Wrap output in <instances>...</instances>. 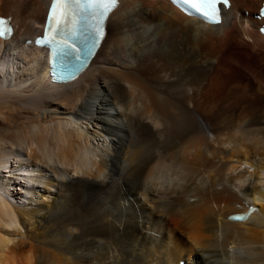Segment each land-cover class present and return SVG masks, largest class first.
Listing matches in <instances>:
<instances>
[{"label": "bare ground", "instance_id": "bare-ground-1", "mask_svg": "<svg viewBox=\"0 0 264 264\" xmlns=\"http://www.w3.org/2000/svg\"><path fill=\"white\" fill-rule=\"evenodd\" d=\"M48 1L0 0V264H264L260 0H119L66 83L26 43Z\"/></svg>", "mask_w": 264, "mask_h": 264}, {"label": "snow or ice", "instance_id": "snow-or-ice-1", "mask_svg": "<svg viewBox=\"0 0 264 264\" xmlns=\"http://www.w3.org/2000/svg\"><path fill=\"white\" fill-rule=\"evenodd\" d=\"M115 2L116 0H53L50 15L48 17L50 21L47 28L48 39L54 43L67 44L66 40L58 41L57 37L63 32V25L66 20L72 18L73 9L75 8L77 12H82L86 8L91 9L93 6L97 5L100 10L94 17L96 23L93 31L95 37L99 39L102 34L99 20ZM180 2L191 10H194L195 13L199 14L203 19L210 22H218L219 13L217 5L226 3L227 0H180ZM73 23H75V21H73ZM10 31V25L0 19V37H4ZM231 219L243 220L244 217H231Z\"/></svg>", "mask_w": 264, "mask_h": 264}, {"label": "rangeland", "instance_id": "rangeland-1", "mask_svg": "<svg viewBox=\"0 0 264 264\" xmlns=\"http://www.w3.org/2000/svg\"><path fill=\"white\" fill-rule=\"evenodd\" d=\"M237 41L240 42V41H241V38L238 39ZM232 47H233V46H232ZM239 47H240V46H239ZM239 47H238V45L234 46V48L237 49V50L239 49ZM263 51H264V50H263ZM263 51H262V52H263ZM245 73H246V72H245ZM248 73H249V72L247 71V73H246L245 75H246V76H249ZM247 74H248V75H247ZM237 105H238V104H237ZM237 105H236V106H237ZM23 169H24V168H23ZM243 202H244V201H243ZM33 204H35V203H34V202H31L30 204H28V206L33 205Z\"/></svg>", "mask_w": 264, "mask_h": 264}]
</instances>
